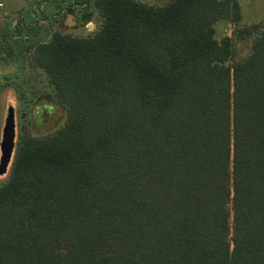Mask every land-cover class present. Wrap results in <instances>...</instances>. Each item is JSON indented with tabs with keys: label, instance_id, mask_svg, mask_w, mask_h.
<instances>
[{
	"label": "trees",
	"instance_id": "16d2710c",
	"mask_svg": "<svg viewBox=\"0 0 264 264\" xmlns=\"http://www.w3.org/2000/svg\"><path fill=\"white\" fill-rule=\"evenodd\" d=\"M95 6L35 45L66 120L16 144L0 264H264V26L236 59L237 0Z\"/></svg>",
	"mask_w": 264,
	"mask_h": 264
},
{
	"label": "rangeland",
	"instance_id": "374dc122",
	"mask_svg": "<svg viewBox=\"0 0 264 264\" xmlns=\"http://www.w3.org/2000/svg\"><path fill=\"white\" fill-rule=\"evenodd\" d=\"M82 1L0 0V38L3 34L19 33L16 30L18 25L21 28L19 36L8 39L10 54L3 49L0 51V144L9 107L15 114L16 144L25 133L48 136L64 124L65 107L56 101L45 70L35 64L34 49L37 43L49 40L55 32L71 36L94 33L101 24L95 0ZM139 1L166 5L172 0ZM237 1L242 18L239 22L219 20L216 37L232 36L234 56L240 59L250 53L253 38L259 30L241 39L235 33L237 29L254 23L264 26V0ZM227 63L231 65L232 59ZM13 160L7 172L0 174V185L8 180Z\"/></svg>",
	"mask_w": 264,
	"mask_h": 264
},
{
	"label": "water",
	"instance_id": "95a60500",
	"mask_svg": "<svg viewBox=\"0 0 264 264\" xmlns=\"http://www.w3.org/2000/svg\"><path fill=\"white\" fill-rule=\"evenodd\" d=\"M16 147L15 114L12 107H9L8 114L3 127V135L0 144V174L7 172L13 160Z\"/></svg>",
	"mask_w": 264,
	"mask_h": 264
},
{
	"label": "flooded vegetation",
	"instance_id": "af4514ba",
	"mask_svg": "<svg viewBox=\"0 0 264 264\" xmlns=\"http://www.w3.org/2000/svg\"><path fill=\"white\" fill-rule=\"evenodd\" d=\"M84 1L86 2V0H84ZM85 2H83V3H85ZM20 29H21L20 28V25H18L16 30L19 31V33H15V34H3L1 36V38H0V51L3 49V50H6L7 51V54H10V50H7V44H8V41H9L8 39H10L11 36H13V37L19 36L21 34L20 33V31H21Z\"/></svg>",
	"mask_w": 264,
	"mask_h": 264
}]
</instances>
